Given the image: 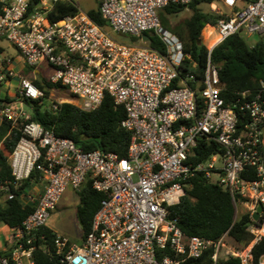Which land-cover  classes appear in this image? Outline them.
<instances>
[{"label": "built area", "instance_id": "obj_1", "mask_svg": "<svg viewBox=\"0 0 264 264\" xmlns=\"http://www.w3.org/2000/svg\"><path fill=\"white\" fill-rule=\"evenodd\" d=\"M61 1L76 5L75 0H0V38L16 47L27 66H50L48 80L68 88V102L91 111L111 96L124 106L122 126L131 133L128 153L85 151L30 120L23 99H39L44 91L20 76L17 100H0V129L7 124L9 132H22L9 161L16 188L39 172L37 184L20 193L22 201L36 207L13 228V246L0 256V264H36V232L48 226L66 190L79 192L88 180L105 198L80 243L56 233L59 264H184L212 245L214 264L221 256L255 264L252 247L262 236L255 233L259 228L250 226L255 240L236 249L227 244V235L216 242L187 236L170 217V207L180 203L198 175L228 191L236 211L245 206L253 218L264 205V78L257 88L227 100L220 67L211 57L214 47L235 33L264 36V0L206 3L219 18L202 76L195 73L197 62L181 37L160 18L167 6L193 0H98L108 28L78 5L76 14L52 20ZM149 32L164 51L143 41ZM11 65V59L0 58V84L16 76ZM0 191L7 199L18 195L8 182ZM39 239L46 240L44 235ZM257 264H264V253Z\"/></svg>", "mask_w": 264, "mask_h": 264}, {"label": "trees", "instance_id": "obj_2", "mask_svg": "<svg viewBox=\"0 0 264 264\" xmlns=\"http://www.w3.org/2000/svg\"><path fill=\"white\" fill-rule=\"evenodd\" d=\"M32 4L39 0H30ZM214 0H193L189 5H169L164 9L168 15L179 14L184 10L191 12L180 25L172 28L183 40L186 53H189L197 62L195 73L204 75L208 61L209 48L204 44L206 32L213 30L219 15L210 10L203 9L201 4L211 3ZM253 2L255 0H244ZM77 5V3H76ZM68 1L56 4L50 14L52 20H59L78 11L77 6ZM89 15L100 26L108 28V22L102 17L99 4L89 11ZM162 25L167 29L169 23L164 14H160ZM118 35V34H116ZM122 40L130 37L118 35ZM138 40L135 37L131 41ZM215 40V39H214ZM129 41V40H125ZM150 46L161 51L165 46L159 38H152ZM4 48L0 45V53ZM212 61L220 67V78L225 85L224 96L231 99L237 92L258 87L264 78V36L254 45H249L241 33H235L214 47L211 53ZM187 60L183 67L189 70ZM29 67V66H28ZM32 70V67H29ZM48 95L49 89L68 88L61 83H52L45 79V85L38 80L34 81ZM71 95V94H70ZM72 96V95H71ZM1 101H15L12 97L1 98ZM25 105L30 111V120L40 122L46 129L54 130L59 136L72 139L85 151L102 149L114 152L120 157L127 156L131 133L122 126L126 116L124 106L117 105L111 96H107L102 104L95 110L86 111L74 103H57V109L44 107V97L32 99L25 97ZM4 124L0 129V186L8 182L11 188L17 192L13 199L0 200V224L17 228L22 226L27 216L35 210V204L25 203L20 198V193L26 188H32L38 182L39 172L33 171L17 188L14 184L12 168L9 156L15 145L22 136V132ZM7 135L6 138H3ZM192 185L187 188L186 194L180 203L170 207L171 218H176L178 225L187 236H201L214 242L224 235L230 239L236 249L249 246L256 238V234L250 230V226L260 228L264 222V214L258 220L252 218L249 212L237 215L236 206L231 194L222 186L207 181L203 176L191 179ZM80 202L77 207V219L82 230V239H85L91 231L94 216L100 208L105 194L94 189L92 181L88 180L78 192ZM2 193L0 191V198ZM38 237L37 248L34 252L36 264H59L56 255L54 239L56 232L48 226L42 227L36 232ZM40 235L46 240L41 241ZM44 244L47 245L44 247ZM215 246L208 247L199 258L188 259L184 264H214L213 254ZM264 253V235L258 239L252 247L253 261L257 264L258 259ZM6 254L0 250V256ZM216 264H241L238 257H219Z\"/></svg>", "mask_w": 264, "mask_h": 264}, {"label": "rangeland", "instance_id": "obj_3", "mask_svg": "<svg viewBox=\"0 0 264 264\" xmlns=\"http://www.w3.org/2000/svg\"><path fill=\"white\" fill-rule=\"evenodd\" d=\"M77 5L83 9L84 11L89 12L91 9H94L98 6V0H75ZM201 7L206 10H210L209 6L207 4H201ZM223 9H226L221 5ZM160 14H164V17L167 18L169 27H167L168 30L172 31V28L176 25H180L187 17L190 16L191 12L189 10H184L179 14L175 15H168L164 12V10L160 11ZM152 38H157V36L153 32H149ZM114 36L118 39H121L118 35L114 34ZM215 37H216V32L213 30H210L206 32L205 40L203 41L204 44H206L208 47L213 46L215 42ZM262 36L256 34L253 36H248L244 35V39L249 45H254L257 42L261 40ZM122 40V39H121ZM131 41V38L125 39ZM134 42H139L138 40ZM0 45L4 48V51L0 53V58L2 59H11L12 65L15 72L16 76L14 78L8 79L6 81L1 82L0 84V97L5 98L7 97H12L15 100H17V92L16 90L18 89L17 86L19 85L20 81V76L27 77L33 81L38 80L42 85H45V79H48L49 74L52 72V69L50 66L46 67H37L40 72L36 73L34 70L36 68H33L32 70L29 69V67L22 61V58L16 49L15 46H13L10 42H8L6 39L0 38ZM6 64L8 63L7 60ZM8 65V64H7ZM43 68V69H42ZM45 68V69H44ZM47 88V87H46ZM49 94L43 96V104L44 107L46 108H52L54 109V105L57 103H62V102H68L71 99L70 92L67 91L66 89H49L47 88ZM26 111L30 114L29 108L26 106ZM1 135H0V140H1ZM7 135H4L3 138H6ZM214 178H217L214 176ZM76 200H77V196ZM1 201L4 200V196L0 198ZM69 211V214L65 217L63 216V213L59 214L58 217L56 218V223L54 226L55 229H61L63 227L64 231L69 234V237L71 238L72 241L79 243V236H81L82 230L81 226L79 224V221L76 217V210L75 206L72 208H61V212H66ZM247 211V208L245 206H240L237 215H240L244 212ZM48 225H50V219L48 221ZM1 229H6L7 227L4 226V224H0ZM9 233H14L11 229L7 228ZM7 234V236L9 235ZM256 234L259 235H264V222L262 223L261 227L257 230H255ZM6 237V234L2 231H0V240L1 238L4 239ZM227 244L232 245V242L230 241L229 238H226ZM234 247V245H232ZM235 248V247H234Z\"/></svg>", "mask_w": 264, "mask_h": 264}, {"label": "crops", "instance_id": "obj_4", "mask_svg": "<svg viewBox=\"0 0 264 264\" xmlns=\"http://www.w3.org/2000/svg\"><path fill=\"white\" fill-rule=\"evenodd\" d=\"M48 66L46 63H43L40 67H46ZM43 69V68H42ZM45 69V68H44ZM34 72H40V70L38 68H36L34 70ZM37 189V187H35ZM34 189V188H33ZM34 189V190H36ZM77 196V200H76V197ZM79 202H80V197L78 195V192L74 191L71 187L68 188L66 190V192L63 194L59 204H58V207L57 209L51 214L50 216V225H48V227H50L51 229H53L56 233L58 234H62V235H65L67 237H69V234L66 233V231H64L63 227L61 229H55L53 225H55L56 223V218L58 217L59 214L63 213V216H67L69 214V211L67 210L66 212H61L60 209L61 208H72V206L74 207L75 206V210H76V217H77V207L79 205ZM5 227L11 229L12 231L13 228H10L9 226L7 225H4ZM6 229H1L0 227V231H2V233L4 232L6 234V237L4 239L1 238L0 240V250L2 251H9V249L13 246V233H9V231ZM9 233V235L7 236V234ZM70 238V237H69ZM79 243L83 240L82 239V235L79 236ZM71 240V238H70ZM72 243H77V242H74L71 240Z\"/></svg>", "mask_w": 264, "mask_h": 264}, {"label": "water", "instance_id": "obj_5", "mask_svg": "<svg viewBox=\"0 0 264 264\" xmlns=\"http://www.w3.org/2000/svg\"><path fill=\"white\" fill-rule=\"evenodd\" d=\"M142 39H143V41H146V42H147V41H151L152 38H151L150 35H148V34H144V35L142 36ZM263 131H264V130H263ZM262 211H264V205H263V204H260V205L258 206L257 210L255 211V213H254V215H253V218H254L255 220H258Z\"/></svg>", "mask_w": 264, "mask_h": 264}]
</instances>
